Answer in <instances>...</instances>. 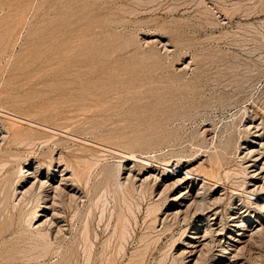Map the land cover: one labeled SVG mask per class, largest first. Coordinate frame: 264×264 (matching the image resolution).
Here are the masks:
<instances>
[{
    "label": "rangeland",
    "instance_id": "obj_1",
    "mask_svg": "<svg viewBox=\"0 0 264 264\" xmlns=\"http://www.w3.org/2000/svg\"><path fill=\"white\" fill-rule=\"evenodd\" d=\"M259 139L264 0H0V264H264Z\"/></svg>",
    "mask_w": 264,
    "mask_h": 264
},
{
    "label": "bare ground",
    "instance_id": "obj_2",
    "mask_svg": "<svg viewBox=\"0 0 264 264\" xmlns=\"http://www.w3.org/2000/svg\"><path fill=\"white\" fill-rule=\"evenodd\" d=\"M260 138V137H259ZM260 140V139H259ZM261 142H260V144L262 143V140H260ZM261 146L262 147H264V144H261ZM261 152V151H260ZM258 150L257 151H249L248 152V155L251 157V155H252V158H253V160H254V163H252V165L250 166L249 165V167L247 166V167H245L246 169H251V168H255V166L257 165V162L259 163V161L260 160H264V157H261V155H262V153H260ZM254 153L256 154V155H254ZM246 158V157H245ZM261 158V159H260ZM262 163V165L257 169L256 168V170H254V171H251V172H249V173H247L248 174V176H250L249 178L250 179H252V181H250V184H253V186H251V187H253L251 190H248V192L253 196V195H255V194H257V192H261V191H264V184L262 185V183H260V185H258L257 183H258V180L260 181V179H258L259 178V175H260V173L262 172V169H264V162H261ZM61 177V176H60ZM258 177V178H257ZM61 179H63V178H61ZM134 179V178H133ZM52 180H54V179H51L50 180V182L52 181ZM179 181V180H178ZM39 183H38V188L39 189H42V187H41V185H42V183L44 184V183H46L45 181H43V182H40V181H38ZM182 182V181H181ZM181 182H180V184H181ZM261 182V181H260ZM53 183V182H52ZM178 184H179V182H177ZM40 184V185H39ZM48 184V183H47ZM174 184V183H173ZM249 184V183H248ZM34 185V184H33ZM44 185H46V184H44ZM53 186V185H52ZM30 187H31V185H30ZM41 187V188H40ZM54 187V186H53ZM250 187V186H249ZM55 188V187H54ZM183 188V187H182ZM26 189V188H25ZM58 189V188H57ZM248 189V188H247ZM30 190V189H29ZM28 190V191H29ZM41 191V190H40ZM246 191V190H245ZM23 197V196H22ZM198 197H199V195H198V193L197 194H195V193H193V191H192V186L191 187H189V188H187V186L185 187V188H183V189H181V191L179 192V195H178V197H176V200L177 201H180V204H179V206H178V208H175V212H173V214L174 215H178V214H180V213H183L184 211H185V214L187 213L186 212V210H188L187 208L189 207V205H191L190 203H193L194 202V204L195 203H197L196 201H197V199H198ZM186 200H190L189 201V204H186L185 203V201ZM261 201L258 203V204H256L257 205V207H258V210L260 211V212H262L263 213V221H264V198H261L260 199ZM45 203V202H44ZM52 204V203H51ZM51 206H49V208H50ZM151 207V206H150ZM182 207H184V208H182ZM191 207V206H190ZM48 209V208H47ZM184 209V210H183ZM46 210V209H45ZM32 212H34V211H32ZM28 213H30V212H28ZM36 213V212H35ZM32 214V213H31ZM30 214V215H31ZM185 214H182L183 216L185 215ZM29 215V214H28ZM27 216V215H26ZM32 216V215H31ZM34 217H35V215H33L30 219H29V221L27 222V227H29L28 226V223H29V225H32V227H33V225H37L35 222H30L31 220L33 221L34 220ZM26 218V217H25ZM51 219H53V217L51 218ZM47 221H48V219H46ZM45 220V221H46ZM196 220V219H195ZM42 222L43 224H45L46 222ZM261 222V221H260ZM260 222H257V226H252V225H249V226H246L245 225V223H244V220L243 219H241V217L240 218H236V217H234L233 219H232V228H234V229H237L238 230V233L236 234V236L234 237V239H230V240H232V244H230V245H228L231 249H230V251H231V253L232 252H235V251H240V249L239 248H244V246L248 243V240L249 239H251L252 237H255V234L256 235H258L257 234V232L258 231H260V230H264V224H262V223H260ZM41 223V224H42ZM119 223V222H118ZM40 224V225H41ZM42 224V225H43ZM203 223L202 222H200V221H197L195 224H194V227L192 228V233H190L187 237H186V240H185V242H184V244H183V247H185L184 249H183V252H182V254L183 255H185V256H187V255H189V256H191V257H193V255L194 254H197V253H202V252H200L203 248H204V245H206V240H205V233H203L202 231H201V229H203V225H202ZM256 224V223H255ZM40 225H37V226H40ZM36 227V226H35ZM41 228V227H40ZM204 231V230H203ZM39 232V231H38ZM37 232V233H38ZM247 233V234H246ZM45 236V235H43V234H41L40 233V235L39 236ZM48 235V234H47ZM254 235V236H253ZM44 239H45V237H44ZM39 240V239H38ZM218 241V240H217ZM204 250V249H203ZM228 262H229V264H237V263H234L233 261H229L228 260Z\"/></svg>",
    "mask_w": 264,
    "mask_h": 264
}]
</instances>
